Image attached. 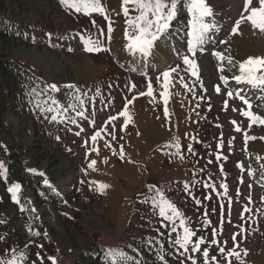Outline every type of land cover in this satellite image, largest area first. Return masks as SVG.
<instances>
[{
    "label": "rangeland",
    "instance_id": "obj_1",
    "mask_svg": "<svg viewBox=\"0 0 264 264\" xmlns=\"http://www.w3.org/2000/svg\"><path fill=\"white\" fill-rule=\"evenodd\" d=\"M101 3L106 13L113 15L110 18L113 31L109 34L115 40L108 42L111 53L105 59L98 58L100 51L88 52L84 46L71 41L77 39L76 35L94 37V27H102L105 37L109 22L99 13L72 14V18L76 17L72 29L82 23L91 31L86 35L71 32L67 53L56 51L62 49V41L56 44L51 38L46 40L38 30L32 32L29 45H8L10 57L38 75L43 87L57 85L59 91L48 92L53 100L57 101L61 87L71 82L77 84V94L84 86L90 87L85 91L88 95L63 104L82 101L78 108L84 111V116H77L72 110L66 113V119L61 116L65 144L73 145L76 158L64 159L54 174L57 180L51 182L52 192L62 198L76 187L79 208L72 210L75 205H67L66 217L70 221L66 220L54 206H39L30 191L17 194L22 199L19 203L13 197L9 198V206L1 203L0 227L5 218L16 220L18 227L10 230L15 239L0 235L3 260L21 258L23 254L19 264H43L42 261L53 264L50 258L56 264H87L83 251H88L107 264L105 254L100 255L111 248L125 251L140 264H164L160 255L167 264H192L189 256L197 264H204L202 252L207 249L210 262L215 256L218 264H227L218 251L227 241L226 252L234 249L240 253V258H233L232 264H264V124L251 123L243 116L241 110L247 106L235 96L243 89L241 95L251 102V110L264 117V91L231 79L239 74V62L249 57H264V33L253 29L248 22L236 34L231 31L244 0H207L214 13L210 23L218 18L222 20L221 24H213L205 51L196 54L199 79L186 71L188 66L182 60L184 55H189L184 47V34L191 31L186 3L180 5L182 10L178 6L175 18L183 23L161 38L165 39L164 43L157 41L151 57L138 52L127 57V26L124 27V20H118L124 16L122 0H101ZM253 6H258V0H253ZM122 32V36H115ZM44 41L48 44L42 45ZM216 51L233 57L235 66L224 62L225 70L220 72V62L212 55ZM125 63L130 70L125 73L140 78L142 89L135 81L131 83L123 78L127 88L115 102L111 94L117 81L114 74L124 72L116 66ZM177 65L178 72L169 78V96L165 103L161 96L165 91L161 73ZM107 72L113 74L103 79ZM221 76L229 77L227 85ZM149 81L153 86L151 97L146 94ZM217 85L219 93L215 90ZM230 91L233 97L227 95ZM102 98L109 102L106 108ZM126 101H132L127 105L131 120L125 116L110 120L123 111ZM6 122L26 143H33L36 134L32 123L24 126L14 113L7 115ZM97 131L101 136L93 142L91 137ZM92 161H96L94 168L89 167ZM99 183L108 187L101 192ZM150 186L162 191L179 210L184 226L196 230L194 242L204 237L206 243L201 245L200 252H193L190 245L185 253L174 245L172 241L183 232L180 218L168 221L158 215V209L142 202L155 195ZM17 209L22 213L20 216L15 215ZM173 227L177 229L175 233L171 231ZM20 231H28V236L21 234L26 238L24 247L18 242ZM165 238L167 245L163 242ZM213 240L220 244L211 243ZM43 241L50 246L36 249ZM35 251L39 253L34 254ZM149 254H152L151 260Z\"/></svg>",
    "mask_w": 264,
    "mask_h": 264
},
{
    "label": "trees",
    "instance_id": "obj_2",
    "mask_svg": "<svg viewBox=\"0 0 264 264\" xmlns=\"http://www.w3.org/2000/svg\"><path fill=\"white\" fill-rule=\"evenodd\" d=\"M72 14H75V10L66 8L60 3V0H0V45L2 46L0 49V161H3L8 169L7 179L0 177V204L2 203L5 206H9L11 203L9 198L12 199L13 197V194L8 191L9 187L19 183L21 185L20 194H27L28 191L32 192L35 201L39 205H52L60 215L66 217L67 211H65V207L68 205L65 202L66 200L75 205L72 210L79 208L77 204L78 198L76 197V192H74L75 189H73V193L68 199L65 200L52 193V187H48L44 183L45 180L49 184L57 180L54 174L58 172L64 159L74 160L76 158L74 147L71 144H65L66 137L62 133V122L51 121V113H47L45 116L39 113L36 108L37 104L42 107L48 105L43 102L44 99L39 94V89L43 87V80L31 72L25 64L10 57L7 51L9 49L8 45L11 44L29 45L31 34L35 30L40 31L46 40L49 37L48 34L51 33V37L55 41H62L63 43H67L68 35L73 31L81 35H86L91 31L82 23H77V28L72 29L71 25L76 19V17L72 18ZM112 17L113 15L107 14V19H112ZM118 20H124V27L127 26V19L124 16H120ZM123 23H119L121 27H123ZM100 30H103V28L94 27V37L92 35L88 36L94 40L98 39L101 48L107 49V44L112 39L109 40L107 38L108 31L104 37V30L103 34H101ZM46 44L47 41L42 43V45ZM72 54L73 52L69 51V55ZM109 55V49L101 50L98 58L105 59ZM90 56L93 55L91 54ZM117 69L120 70V68ZM109 73L112 72L105 73L104 78ZM120 73L114 74L117 81L111 88V94L114 96L115 102L119 94L122 91L124 92L123 78L130 81L129 76L125 72L120 71ZM81 83L82 81H79V84ZM68 85L77 87L74 82L61 87V94H57V101L60 104H68L75 98L89 94V92L85 91L90 86H84L81 89L82 92L77 94L75 88H70ZM101 101L106 108L109 104L108 100L102 98ZM9 113H14L20 119V122H23L24 126H28L30 123L33 124V134H36L33 143H26L19 137V133L15 131V128L6 122V117ZM54 162H57V164ZM28 169H35L36 172H29ZM40 173H43V175H40ZM21 214L19 209L15 210L16 216ZM66 219L69 220L67 217ZM16 223V220L5 218L0 227V235L14 238L10 230L13 227H17ZM19 226L22 227L23 223ZM19 233L18 242L24 247L23 244H25L26 238L25 236L22 237L21 234H27L28 236V231H20ZM167 241L168 239L165 238L163 241L165 245H167ZM26 243L29 242L27 241ZM6 245L8 246L9 244L6 243ZM44 246L45 243L43 241L42 247L41 244H37L36 249L42 250ZM37 253L39 252H34V254ZM83 254H85L84 261L87 264H102L101 260L90 252L83 251ZM104 254L101 253L100 256H104ZM8 258L10 257L8 256L6 259ZM148 258L151 260L153 258L152 254H149ZM3 259L4 256L0 255V260ZM41 263L45 264L43 261Z\"/></svg>",
    "mask_w": 264,
    "mask_h": 264
},
{
    "label": "snow or ice",
    "instance_id": "obj_3",
    "mask_svg": "<svg viewBox=\"0 0 264 264\" xmlns=\"http://www.w3.org/2000/svg\"><path fill=\"white\" fill-rule=\"evenodd\" d=\"M60 3L64 5L68 9H74L77 13H82L84 15L91 16L93 13H99L107 19L106 9L101 3V0H60ZM186 3L187 11L191 15V31L188 34L190 36V41L187 43V52L189 55H184L182 57L183 64L187 65L186 71L191 72V75L199 79V64L196 61L195 57L197 52L203 53L205 51L206 44L209 43L208 34L212 31L215 25L211 24L208 21V18L213 16V10L208 5L207 0H122V11L125 17H127L126 24L127 30L125 31V36L128 40L127 49L135 53H140L144 57H151L154 53V49L156 48V43L160 40L169 30L171 26V22L177 16L178 6ZM132 12H135L136 15H132ZM248 22L251 24L253 29H258L260 32L264 33V0H258V6H253V0H244L243 7L241 9V14L239 19L235 21V26L231 30L233 34H236L240 26ZM93 23H95L93 21ZM113 31L111 21L108 24V32L111 33ZM101 34H103V30H100ZM49 38H51L52 34L49 33ZM82 39L85 41V50L88 52L93 51H101L108 50L102 49L100 46V41L94 40L92 37H83ZM227 43V41H224ZM71 51V49H69ZM213 56L217 58L220 62L219 71L223 72L224 62L229 66H235L233 64V57L226 56L223 52L216 51L212 53ZM179 69V65L175 67H170L167 70L161 73L162 77V86L165 89L161 93V96L164 98L165 103H167L169 93L167 91L170 80L169 78L173 73H177ZM238 75H234L231 77L237 84H246L253 88L260 89L264 91V57H249L243 62H239L238 64ZM182 79V78H181ZM221 80L225 85L229 82V77L221 76ZM70 88H75L74 85H68ZM132 88H135V84L132 85ZM216 92H220V86H216ZM59 91L57 85L49 84L45 85L40 90V95L44 96L47 92H56ZM243 89H240L235 93V96L239 98L244 105H246V109L241 110V114L247 118H249L251 123H259L264 124V117L259 114L254 113L252 109L251 102L245 98V96L241 95ZM148 96H153V86L151 81L148 82L147 93ZM144 95V93H141ZM227 95L229 97H233V92H228ZM264 98V97H262ZM82 101H77V104L73 105H63L60 104L56 100L51 101V105L48 107H42L40 104L36 105L37 110L45 113H54L50 116V120L53 122H63L61 116L64 115L66 119V113L69 110L75 111L77 116L83 117L84 111L79 110L78 104H81ZM132 103V101H126L125 108L123 111L117 116L110 117V120H115L118 116H125L129 120H131V116L128 114L127 105ZM165 113H167V109H165ZM75 123V121H71ZM93 121V126H94ZM235 123V122H233ZM251 126V125H250ZM240 129L237 128V131ZM79 135V132L76 133ZM101 136V132L97 131L92 137L91 140L95 142L98 137ZM59 139V137H57ZM96 161H92L89 167L95 166ZM243 167V164L240 165ZM29 172L35 173V169H28ZM43 175V173H40ZM8 169L5 166L3 161H0V177L7 179ZM45 185L48 187H52L51 184L47 180L44 181ZM101 192H103L108 185L103 183H99L98 185ZM187 187V186H186ZM226 187V186H225ZM21 190V185L19 183L13 184L9 187L8 191L13 194V198L19 203L18 193ZM150 191H154L155 195L148 198L147 200L142 201L143 203H149L154 210L158 209V215L162 218L167 219L168 221L174 222V217L180 218V225L183 228V232L178 238H175L172 242L174 245L179 246V249H183L185 253L189 251V246L191 245V250L193 252H200L201 245L205 244L204 237H199L194 242L193 237L196 235L195 231L189 229L185 225V220L182 217V214L179 210L164 197V193L159 189H156L155 186H150ZM199 203V201H197ZM172 232H176L177 229L173 227L171 229ZM36 235H40L36 233ZM233 240H235V236H233ZM211 243L219 245V241L213 240ZM227 241L224 242L223 246L218 247V251L220 256L223 257L227 264H232V259H239L240 253L233 250L226 252ZM42 247V245H41ZM246 254V253H245ZM23 254H21L22 258ZM202 256L204 259V264H218L216 257L213 256L211 258V262L209 261V252L207 249L203 250ZM21 258L13 257L8 260H0V264H19ZM105 258L107 264H140L134 257L129 256L125 251L121 249H107L105 252ZM53 260V264H56L54 258H50ZM161 261H164V264H167L163 255L159 256ZM188 259L192 260V264H197L194 257L189 256Z\"/></svg>",
    "mask_w": 264,
    "mask_h": 264
},
{
    "label": "bare ground",
    "instance_id": "obj_4",
    "mask_svg": "<svg viewBox=\"0 0 264 264\" xmlns=\"http://www.w3.org/2000/svg\"><path fill=\"white\" fill-rule=\"evenodd\" d=\"M179 8L182 10V6H180ZM180 20H181V19L178 18L177 20L174 19V20L172 21V25L170 26V28H169V30H168V32H167L168 34H169V32H171L173 29H175L178 25H181V24L183 23V21H182V20L180 21ZM221 20H222V18H218V20L215 19V20L213 21V24H215V23H216V24H221ZM178 21H179V22H178ZM208 21L211 22V17L208 18ZM174 24H177V25H174ZM164 40H165V39H163V40L160 39L159 41H160L161 43H164ZM183 41H184V47H187V43H188V41H189V37H188V35H187L186 33L184 34V40H183Z\"/></svg>",
    "mask_w": 264,
    "mask_h": 264
}]
</instances>
